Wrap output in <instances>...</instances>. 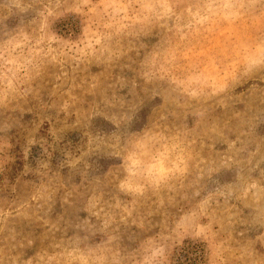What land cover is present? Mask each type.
<instances>
[{"label": "rangeland", "instance_id": "374dc122", "mask_svg": "<svg viewBox=\"0 0 264 264\" xmlns=\"http://www.w3.org/2000/svg\"><path fill=\"white\" fill-rule=\"evenodd\" d=\"M0 264H264V0H0Z\"/></svg>", "mask_w": 264, "mask_h": 264}]
</instances>
